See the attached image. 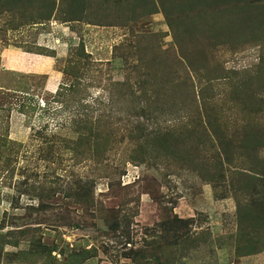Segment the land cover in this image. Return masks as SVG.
<instances>
[{"label": "rangeland", "instance_id": "1", "mask_svg": "<svg viewBox=\"0 0 264 264\" xmlns=\"http://www.w3.org/2000/svg\"><path fill=\"white\" fill-rule=\"evenodd\" d=\"M0 264H264V0H0Z\"/></svg>", "mask_w": 264, "mask_h": 264}, {"label": "crops", "instance_id": "2", "mask_svg": "<svg viewBox=\"0 0 264 264\" xmlns=\"http://www.w3.org/2000/svg\"><path fill=\"white\" fill-rule=\"evenodd\" d=\"M54 27V26H53ZM53 30L55 31V27L53 28ZM50 34V33H49Z\"/></svg>", "mask_w": 264, "mask_h": 264}]
</instances>
